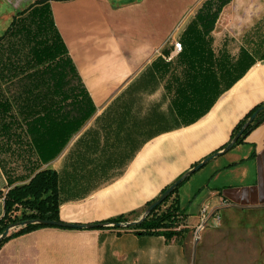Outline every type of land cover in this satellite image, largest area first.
I'll list each match as a JSON object with an SVG mask.
<instances>
[{
  "label": "crops",
  "instance_id": "obj_1",
  "mask_svg": "<svg viewBox=\"0 0 264 264\" xmlns=\"http://www.w3.org/2000/svg\"><path fill=\"white\" fill-rule=\"evenodd\" d=\"M204 1L50 0L93 112L43 163L13 107L19 134H0V144H15L19 165L5 166L2 159L10 160L12 151L0 149V195L51 169L58 176L61 222L101 224L120 215L127 220L95 229L32 231L2 245L0 264H196L192 232L198 235L202 217L215 222L214 215L222 219L233 208L264 206L263 121L160 207L158 214L175 203L173 236L132 228L146 219L149 202L225 145L237 123L264 102V0H230L202 44L208 53L192 55L184 33ZM11 21L0 23V30ZM175 41L182 43L180 53ZM240 59L253 65L228 88ZM4 213L0 197V219Z\"/></svg>",
  "mask_w": 264,
  "mask_h": 264
},
{
  "label": "trees",
  "instance_id": "obj_2",
  "mask_svg": "<svg viewBox=\"0 0 264 264\" xmlns=\"http://www.w3.org/2000/svg\"><path fill=\"white\" fill-rule=\"evenodd\" d=\"M229 2L230 0H205L202 3L184 33L190 42V54L208 53V48L202 44L210 38L221 10ZM251 65L252 61L240 59L235 66V74L226 80L227 87L233 85ZM231 68L232 66L230 73ZM4 82H15L21 89V95L15 98L16 102H19V98L21 100L17 108L25 121L27 135L43 163L53 159L62 150L69 137L93 112V102L85 92L55 25L50 0H35L26 9L19 11L0 35V134L13 136L12 128L15 125L19 127L20 122L13 113L14 98L12 101L1 91ZM260 108L263 109L248 123L250 117ZM8 116L9 121L6 120ZM263 121L264 102L253 107L234 127L229 141L207 157L218 155L230 144L232 149L244 143L250 132ZM241 130L243 133L235 140ZM193 174H188L187 171L165 187L147 207L172 188L170 195L146 219L132 228L146 234L164 235L168 238L173 236L175 223L172 217L176 209L175 203L162 214H158V210L169 199L178 198L179 188ZM2 195L5 213L0 219V235L12 225L20 222H25V225L1 239L0 248L13 238L38 229L57 227L44 223L46 220L61 221L58 176L54 170H40L27 183L16 185L7 192H2ZM126 220V216L120 215L101 224L112 223L117 226ZM78 229L95 228L82 226Z\"/></svg>",
  "mask_w": 264,
  "mask_h": 264
},
{
  "label": "rangeland",
  "instance_id": "obj_3",
  "mask_svg": "<svg viewBox=\"0 0 264 264\" xmlns=\"http://www.w3.org/2000/svg\"><path fill=\"white\" fill-rule=\"evenodd\" d=\"M34 1L0 0V23L7 22L10 16L12 18ZM0 33L3 31L0 30ZM1 91L12 101L14 98L15 102V98L21 95V89L15 82L2 83ZM15 102H13L14 110L19 111L17 104L21 103L20 98L19 102ZM12 130L19 134L17 125L13 126ZM3 144H0V149L12 151V157L10 160L2 159V161L5 166L14 170L19 165V160L15 156L17 153L14 152L16 149L13 148L15 144ZM25 157L27 169L30 171L34 167L30 148L27 149ZM195 231L193 229L192 243L198 249L196 264H264V206L248 209L233 208L230 215L215 222H210L206 217L201 222L197 236Z\"/></svg>",
  "mask_w": 264,
  "mask_h": 264
},
{
  "label": "water",
  "instance_id": "obj_4",
  "mask_svg": "<svg viewBox=\"0 0 264 264\" xmlns=\"http://www.w3.org/2000/svg\"><path fill=\"white\" fill-rule=\"evenodd\" d=\"M263 108H260L258 111H256L249 119V122L248 123H251L255 118L256 116L258 115V113L262 110ZM243 133V130H241L237 136L235 137V140L238 139L241 134ZM231 144L228 145L224 150L223 152H226V151H229L230 148H231ZM216 155H213V156H210V157H207L205 158L204 160H202L199 164H197L196 166H194L191 170L188 171V174H193L197 171H199L207 162H209L211 159H213ZM172 192V188H169L168 190H166V192L156 201L154 202L153 204H151L149 207H147V210H146V215H148L156 206H158L159 204H161L169 195L170 193ZM44 223L46 224H49V225H53V226H57V227H66V228H81L82 226H88V228H97V227H100V226H103L104 224H88V225H75V224H69V223H64V222H57V221H49V220H46L44 221ZM25 225V222H20V223H17L15 225H12L10 226L8 229H6L1 235H0V240L5 238L6 236L9 235V231L11 229H19L21 228L22 226ZM117 225H121L120 224H117ZM130 226L134 225V224H128Z\"/></svg>",
  "mask_w": 264,
  "mask_h": 264
},
{
  "label": "built area",
  "instance_id": "obj_5",
  "mask_svg": "<svg viewBox=\"0 0 264 264\" xmlns=\"http://www.w3.org/2000/svg\"><path fill=\"white\" fill-rule=\"evenodd\" d=\"M174 50H175V52L176 53H180L181 51H182V43L181 42H179V41H175L174 42ZM3 193H5V192H3ZM0 197H1V199H2V201H3V199H4V195H0ZM207 211H208V208H206V207H204L203 209H202V216H204L206 213H207ZM215 214V213H214ZM213 214V215H214ZM215 216V218L217 219V220H219L220 219V216L219 215H214ZM210 217H211V215H210ZM206 218V217H205ZM204 217H202V220H204L205 219ZM199 228H201V225L198 227V230H199Z\"/></svg>",
  "mask_w": 264,
  "mask_h": 264
}]
</instances>
